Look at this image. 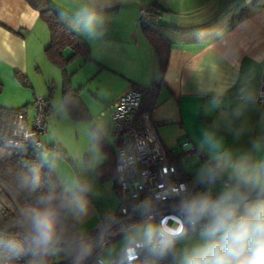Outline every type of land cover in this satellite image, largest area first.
<instances>
[{"label": "crops", "instance_id": "crops-1", "mask_svg": "<svg viewBox=\"0 0 264 264\" xmlns=\"http://www.w3.org/2000/svg\"><path fill=\"white\" fill-rule=\"evenodd\" d=\"M47 3L88 44L93 58L88 63L97 65L98 71L94 74L106 79L110 86L111 96L103 100L95 115L96 121L131 91L133 84L148 87L158 81L154 48L138 22L142 8L155 7L157 13L148 24L167 39L170 49L165 84L159 88V104L150 117L168 154L176 160L179 172L187 181L199 182L202 167L221 153L228 152L233 161L239 160L251 152L254 140L264 138V107L255 102L258 82L264 79V0H83L85 13L77 17L59 13ZM244 7L250 8L249 14L233 25L232 21ZM123 8L130 10L124 31L103 32L101 29L106 27V24L100 25L103 12L119 13ZM93 20H97L96 25ZM89 21L93 27L98 26L97 32L102 35L78 32ZM49 41V32L39 11L25 0H0L3 89L9 85L21 92L16 74H22L27 77L34 95L33 80L45 74L47 80L55 76L44 53ZM21 104L0 107L18 109L28 103ZM237 110L239 116H236ZM108 122L110 126L111 118ZM96 129L95 141L102 158L95 174L98 176L97 168L107 158L101 149L104 146L114 156L112 165L99 177L114 178L116 204L98 209L89 229L79 232L81 236L92 230L98 218L99 221L101 216L115 212L119 204L113 168L116 144L112 146L102 123ZM205 132H215L223 141L222 147L212 149L205 143ZM219 190L220 187L213 189L217 193ZM184 243L181 241L177 247ZM74 256L72 251L70 258Z\"/></svg>", "mask_w": 264, "mask_h": 264}, {"label": "clouds", "instance_id": "clouds-1", "mask_svg": "<svg viewBox=\"0 0 264 264\" xmlns=\"http://www.w3.org/2000/svg\"><path fill=\"white\" fill-rule=\"evenodd\" d=\"M85 27L89 35H102L90 21ZM204 142L212 149H220L223 143L215 132H205ZM220 181L219 193L214 196L212 190ZM199 182L206 185L203 191L186 193L179 201L178 225L156 222L154 205L140 206L144 219L125 230L124 264H132L140 254L145 257L144 264H162L169 257L171 264H264V138L254 140L251 152L239 160L233 161L230 153L223 152L206 163ZM31 186L33 190L39 186L35 175ZM54 201L53 194L42 195L38 204L28 209L24 239L0 237V264H17L27 253L59 251V213ZM67 207L78 217L87 213L83 195L73 194ZM181 241L185 243L177 247ZM87 251L82 242L81 255Z\"/></svg>", "mask_w": 264, "mask_h": 264}, {"label": "built area", "instance_id": "built-area-1", "mask_svg": "<svg viewBox=\"0 0 264 264\" xmlns=\"http://www.w3.org/2000/svg\"><path fill=\"white\" fill-rule=\"evenodd\" d=\"M149 17L146 9L140 11ZM255 102L264 107V79L259 80ZM142 95L131 90L122 95L112 106L111 122L115 149V175L118 207L115 212L103 215L98 224L76 244V253L69 264H124L121 253L109 263L102 254L117 240H124L125 230L144 219L139 211L144 203L154 205L156 222L179 224L178 211L180 199L186 193L196 194L206 185L192 183L179 172L176 160L156 133L151 117L140 111ZM35 114L32 120L26 111H15L11 115L0 114V144L11 149L32 147L46 151L41 135L47 131L45 100L36 99ZM222 181L215 188L220 187ZM215 196L218 193L212 190ZM17 208L16 204L13 203ZM10 218V211L0 201V220ZM0 237L22 240L19 234L5 233ZM86 243L88 251L81 255L80 245ZM145 257L140 254L132 264H144ZM17 264H40L36 255L27 253ZM162 264H171L170 258Z\"/></svg>", "mask_w": 264, "mask_h": 264}, {"label": "rangeland", "instance_id": "rangeland-1", "mask_svg": "<svg viewBox=\"0 0 264 264\" xmlns=\"http://www.w3.org/2000/svg\"><path fill=\"white\" fill-rule=\"evenodd\" d=\"M59 13H69L81 16L85 13L86 6L83 0H47ZM130 10L122 9L119 13L115 11H104L100 25L106 27L101 29L103 32H122L123 25L126 26L127 16ZM140 14V11H139ZM124 16V17H123ZM140 16V15H139ZM95 25L97 20H93ZM96 32L98 26L94 27ZM125 29V28H124ZM119 30V31H118ZM82 35L88 32L85 25L78 29ZM67 56L70 55L66 51ZM87 64V65H86ZM95 64V63H92ZM93 67L90 63L78 58L68 63L67 72L71 75V93L67 104L72 107L75 117H71L63 107L62 89L63 78L59 68L52 65L54 77L47 80V75L33 80L36 94L32 95V88L16 81L21 92L16 91L12 86H5L0 93V106L18 105L28 103L23 109H26L30 120L35 114L34 102L36 99L46 100L51 111L47 116V131L41 135V141L49 148L48 151H41L37 154L39 160L49 163L53 166L56 175L62 186L69 193L83 195L87 201V213L82 217L76 216L70 210L67 211V217L77 226L80 233L92 225L95 214L98 209L112 207L115 202V180L108 178L103 180L95 174V168L101 161L102 153L96 144L97 129L96 126L102 123L106 128L107 136L114 147V137L112 133L111 110L100 114L96 121L95 115L102 107L103 100L110 98V86L104 78H98L94 71L98 67ZM17 86V85H16ZM26 93L28 95H26ZM13 107V106H11ZM90 116H89V114ZM92 115V117H91ZM99 115V114H98ZM108 126H106V125ZM52 147V148H51ZM84 186L82 188V186ZM83 190V191H82ZM89 195V197L87 196ZM9 208V207H8ZM99 219V218H98ZM95 221L94 227L98 224ZM93 227V228H94ZM92 228V229H93ZM124 241L117 240L102 254L105 263H109L116 258L122 251ZM59 251L43 255L42 264H58L67 261L72 255V248L67 244L58 243Z\"/></svg>", "mask_w": 264, "mask_h": 264}, {"label": "trees", "instance_id": "trees-1", "mask_svg": "<svg viewBox=\"0 0 264 264\" xmlns=\"http://www.w3.org/2000/svg\"><path fill=\"white\" fill-rule=\"evenodd\" d=\"M33 9L39 11L40 19L46 26L50 41L44 50L48 61L62 72L63 89L62 101L63 107L68 114L76 119L72 107L67 104L71 93V75L67 72L66 66L75 59L82 58L85 62H93L91 50L88 44L67 24L62 22L56 12L48 5L47 0H25ZM146 9L149 17H143L139 14L138 22L148 41L154 48L158 67L159 79L148 87H141L133 84L132 90L138 91L142 95V103L140 111L147 113L149 116L159 104L158 91L165 84L164 74L168 64L170 43L167 39L159 34L149 23L153 15L157 13L154 6L142 8ZM140 10V11H141ZM250 12L249 7H244L236 20L232 21L234 25L241 21ZM66 51L70 52L67 56ZM17 81L25 86H29L27 77L22 74H16ZM0 84V93L2 92ZM25 107V106H24ZM46 118L50 110L49 103L45 100ZM23 108L7 109L0 107V114L11 115L15 111H21ZM48 126V122H47ZM47 147V146H46ZM52 148V147H51ZM103 152L107 155L105 162L97 168V174L105 171L112 165L111 159L114 153L106 147L101 146ZM49 148L47 147L48 151ZM45 151V152H46ZM41 150L32 147L23 149H11L3 147L0 144V201L9 207L10 218L0 220V230L5 233L19 234L26 236L28 232L27 212L33 206L38 204L42 195L53 194L55 196V204L58 208L57 229L61 237V243L70 245L74 254L76 253V244L82 239L75 223L67 217L68 202L73 194L64 189L59 181L53 166L49 163L38 159L37 154ZM115 164V163H114ZM114 174H115V165ZM39 178V186L33 190L31 182L33 176ZM116 178V175H115ZM16 204L17 208L14 207ZM41 263L43 255H36ZM72 258L58 264H69Z\"/></svg>", "mask_w": 264, "mask_h": 264}]
</instances>
